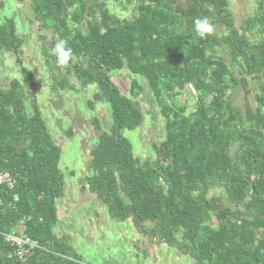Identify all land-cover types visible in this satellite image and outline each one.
<instances>
[{
    "label": "trees",
    "instance_id": "1",
    "mask_svg": "<svg viewBox=\"0 0 264 264\" xmlns=\"http://www.w3.org/2000/svg\"><path fill=\"white\" fill-rule=\"evenodd\" d=\"M29 1L46 61L61 67L52 48L67 40L73 56L64 67L83 88L97 85L94 100L110 108V130L91 122L99 135L82 190L96 194L113 221L130 222L194 264H264V1L242 29L234 26L228 0H187L182 7H174L175 0H126L134 8L131 18L114 15L107 5L113 0ZM202 17L222 25L224 34L196 36L193 22ZM17 28L15 16L0 14V49L23 65ZM218 48L263 82L256 112L246 121L230 100L238 81ZM122 70L133 76L130 94L147 86L148 98L161 106L165 134L154 145L155 164L141 163L124 135L144 114L112 82L111 74ZM21 71L23 84L15 80L0 90V173L16 180L13 189L0 186V264H84L70 239L55 234L66 184L62 150L37 102L34 73ZM59 71V86L74 89ZM187 86L196 94L194 108L175 102ZM214 188L224 191L228 204L209 196ZM12 233L40 248L20 261L4 240Z\"/></svg>",
    "mask_w": 264,
    "mask_h": 264
},
{
    "label": "rangeland",
    "instance_id": "2",
    "mask_svg": "<svg viewBox=\"0 0 264 264\" xmlns=\"http://www.w3.org/2000/svg\"><path fill=\"white\" fill-rule=\"evenodd\" d=\"M228 1L234 26L242 29L257 11L259 1L264 0ZM186 2L187 0H175L173 6L182 7ZM0 4L4 6L0 7V14L15 16L18 34L24 38L23 65L18 63L14 54L0 49V90L10 89L11 82L15 80L24 83L21 66L32 71L35 75L37 102L53 141L62 150L59 167L66 184L63 197L58 201L60 223L55 228V234L70 239L74 252L84 264H194L192 258L181 253L178 248L140 235L130 222L113 221L108 215L107 207L97 195L82 190L84 178L91 175L89 166L93 140L99 135L91 122L98 119L101 131L110 130L113 124L110 108L108 104L94 100L97 85L83 88L75 76L68 72L69 68L46 61L42 55L39 24L33 18L29 0H0ZM107 5L113 14L121 18H131L134 14L133 6L126 0H113ZM213 25L214 34L223 35L226 31L222 25ZM49 32L44 30L48 37L51 36ZM250 39L253 41L257 38ZM217 51L227 61L238 81L235 90L229 89L232 95L229 99L246 121L256 112L257 97L261 93L263 82L258 77L248 75L241 63L233 64L231 57L219 48ZM59 69L68 76L74 89L68 85L64 88L59 86L63 80ZM111 80L123 94L136 99L144 114L143 123L139 127L134 131L124 132L125 137L134 145L136 157L141 163H157L158 154L154 145H159L164 137L166 123L160 104L148 98L147 86L137 96L130 94L133 76L126 70L113 72ZM54 86L59 87L56 89ZM195 101L196 94L191 86L178 92L175 98V102L190 108H194ZM209 196H219L228 204L223 190L211 189Z\"/></svg>",
    "mask_w": 264,
    "mask_h": 264
},
{
    "label": "built area",
    "instance_id": "3",
    "mask_svg": "<svg viewBox=\"0 0 264 264\" xmlns=\"http://www.w3.org/2000/svg\"><path fill=\"white\" fill-rule=\"evenodd\" d=\"M15 184L16 180L9 172L4 171L0 173V186L13 189ZM4 240L7 244L13 247L11 255H14L20 261H26L31 258L34 255L35 250L40 248L37 242L32 241L29 237L23 234H4Z\"/></svg>",
    "mask_w": 264,
    "mask_h": 264
},
{
    "label": "clouds",
    "instance_id": "4",
    "mask_svg": "<svg viewBox=\"0 0 264 264\" xmlns=\"http://www.w3.org/2000/svg\"><path fill=\"white\" fill-rule=\"evenodd\" d=\"M194 28L196 36L201 39H206L215 31V26L210 23L208 17L196 18L194 20ZM52 54L56 57V61L61 66H67L72 59L73 52L68 47V42L65 39H59L52 48Z\"/></svg>",
    "mask_w": 264,
    "mask_h": 264
}]
</instances>
